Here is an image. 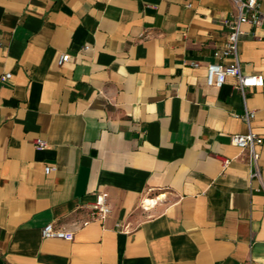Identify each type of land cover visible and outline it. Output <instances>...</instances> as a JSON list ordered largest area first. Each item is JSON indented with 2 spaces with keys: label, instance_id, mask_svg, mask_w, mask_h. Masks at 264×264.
Returning <instances> with one entry per match:
<instances>
[{
  "label": "crops",
  "instance_id": "1",
  "mask_svg": "<svg viewBox=\"0 0 264 264\" xmlns=\"http://www.w3.org/2000/svg\"><path fill=\"white\" fill-rule=\"evenodd\" d=\"M235 13L232 0H0V264H264V82L244 96L233 76L206 83L208 63H233L214 53ZM240 27L241 71L264 77V26ZM245 107L258 177L231 140ZM101 191L111 211L92 219ZM49 222L72 240L43 237Z\"/></svg>",
  "mask_w": 264,
  "mask_h": 264
},
{
  "label": "built area",
  "instance_id": "2",
  "mask_svg": "<svg viewBox=\"0 0 264 264\" xmlns=\"http://www.w3.org/2000/svg\"><path fill=\"white\" fill-rule=\"evenodd\" d=\"M236 13L232 21H226L230 26L226 42L220 51H215L216 57L230 56L233 59L231 64H223L220 62H211L206 65V83L207 85L221 86L226 76H233L236 79L235 87L244 96V90L246 87L262 85L264 77L261 74H246L241 71L239 59H238V41L243 33L241 30L242 23H248L252 26H264V10L260 9L258 0H232ZM69 58L68 53H62L59 56L58 63L61 64L67 61ZM191 65L197 66L198 62L192 61ZM10 77V73H5L2 78L6 79ZM255 116V110L244 108L241 115L244 122L247 124L248 130L246 133H234L231 135L232 142L240 148H247L249 153V159L252 165L251 176L258 177L259 172L257 168V159L259 153L256 146L263 142V138L257 135L250 128V122ZM34 146L36 148H43L47 146L45 140L36 138L34 140ZM51 167L46 166L44 168L45 173L50 172ZM91 218L103 220L111 211L108 202V193L105 191L98 192L95 200L90 204ZM89 220L84 221V224ZM43 237H56L66 240H72L73 233L63 228H56L52 222L45 224L41 229Z\"/></svg>",
  "mask_w": 264,
  "mask_h": 264
},
{
  "label": "bare ground",
  "instance_id": "3",
  "mask_svg": "<svg viewBox=\"0 0 264 264\" xmlns=\"http://www.w3.org/2000/svg\"><path fill=\"white\" fill-rule=\"evenodd\" d=\"M151 202V201H150Z\"/></svg>",
  "mask_w": 264,
  "mask_h": 264
}]
</instances>
